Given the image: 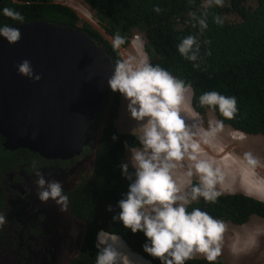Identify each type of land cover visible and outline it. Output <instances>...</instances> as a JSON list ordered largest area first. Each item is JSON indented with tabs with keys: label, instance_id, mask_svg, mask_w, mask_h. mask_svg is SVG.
I'll return each instance as SVG.
<instances>
[{
	"label": "clouds",
	"instance_id": "9594fccd",
	"mask_svg": "<svg viewBox=\"0 0 264 264\" xmlns=\"http://www.w3.org/2000/svg\"><path fill=\"white\" fill-rule=\"evenodd\" d=\"M73 1L80 4L77 8H80L83 14L80 15L76 8L67 4L80 17V21L71 26L84 28L86 23H90L102 37L97 39L89 33L95 44L111 41L102 47V50L110 55L114 71L107 81L109 89L103 117L98 113L97 130L92 132V137L95 136L94 142L102 147V141L106 145L110 144L111 139L113 142H119V135L125 134L133 136L136 141L134 144L124 141V153L118 167L122 178L128 182L127 191L121 194L115 205H107V212L113 214L111 221L113 224L122 225L133 235L142 233L145 237L143 253L147 257L157 259L159 264H187L195 258H204L209 264H215L218 257L229 264L221 254L222 234L226 231L224 222L237 225L232 227L231 232L225 234L224 238L229 237L232 242L233 237H236L237 242H245L246 237L260 232L258 229H250L248 223L253 215L258 214H253L248 221L237 224L231 220L218 219L199 207L193 208L192 205L201 199L205 204H216L222 193H243L262 202L264 200L241 190L240 183L234 180L227 186L226 180H231L228 178V170L205 158V154L201 153V148H204L201 144L212 143L222 152L229 149V146L245 147L249 152L243 154L242 162L239 158L235 160L241 162L242 168L264 185V173L259 168L262 166L261 160L253 154L260 152L264 147L261 137L255 135L264 133L248 134L224 122L225 119L231 120L237 116V97L215 90L205 91L198 96L190 82L173 75L158 64L154 65L148 51L150 39L147 32L149 42L143 47L138 40L141 38L140 32L144 30L138 27L130 28L126 37L118 31L113 36L105 24L100 22L97 10L92 5L83 0ZM213 6L223 7L224 0H204L206 9ZM153 11L160 14L162 9L154 6ZM0 15L20 25L25 22L24 15L14 8L4 7L0 9ZM208 15L207 11L199 17L192 15V27L198 25L200 35L209 28ZM190 18H185V22H189ZM213 22L222 26L225 21L221 16L215 15ZM0 38L10 44H16L22 39V33L13 25L0 24ZM204 43L211 42L205 40ZM133 46L143 52V55L135 57ZM177 51L186 61L192 63L194 69L201 68V42L196 35L184 37L177 45ZM206 54L210 56L211 50ZM17 70L20 75L34 82L42 79V76L35 72L30 60L26 59L17 65ZM118 96L119 113L115 120H110L109 112L116 106ZM122 98L126 102L127 114L136 124L135 128L126 132L119 129ZM217 111L224 119H220ZM111 123L113 127L105 140L109 130L107 126ZM217 135L221 141L220 145L212 141ZM89 145L91 144L85 146L84 152ZM99 147L97 161H100L101 157ZM220 153L218 155L222 162ZM98 165L99 162L96 168ZM31 167L32 174L37 177L33 186L37 190L39 201L54 202L62 213L72 209L64 183L55 178H46L37 161H33ZM178 169H184L181 177H177ZM218 184H222L221 187H217ZM237 184L239 191H231L230 188ZM257 217L264 219L262 215ZM5 223L6 216L0 213V230ZM79 223L85 225L81 220H78ZM73 235L78 236L79 232L76 231ZM128 247L131 248L120 234L101 228L95 237V264H146L148 259L139 256L140 254L132 248L136 253L126 251ZM250 247L251 252L254 248ZM254 253L257 256L255 249ZM198 254L203 257H196Z\"/></svg>",
	"mask_w": 264,
	"mask_h": 264
},
{
	"label": "trees",
	"instance_id": "16d2710c",
	"mask_svg": "<svg viewBox=\"0 0 264 264\" xmlns=\"http://www.w3.org/2000/svg\"><path fill=\"white\" fill-rule=\"evenodd\" d=\"M92 5L109 32L118 31L126 37L130 28L138 27L147 32L148 47L153 64L166 68L173 75L187 80L198 96L205 91H218L224 95L237 97L239 112L234 119L224 122L246 133H264V0H224L223 7H204V0H83ZM228 4V5H226ZM154 6L162 9L160 14ZM14 8L25 17V22L34 20L53 22L58 25H76L80 17L67 4L54 0H0V9ZM207 11L209 28L200 35L199 26L192 27V15L199 17ZM219 15L224 24L218 26L213 16ZM190 18L177 22L178 18ZM0 24L15 25L10 18L0 15ZM84 29L95 38L101 35L90 23ZM188 35H196L201 42V68L194 69L177 51V45ZM205 40L210 44L204 43ZM127 42V41H126ZM111 41L100 43L103 47ZM126 44V43H125ZM124 44V45H125ZM211 50V55L206 53ZM119 59V58H117ZM119 97L116 106L109 112V119L118 115ZM105 105L99 112L103 117ZM220 119H224L217 111ZM114 122V121H113ZM106 123V121H105ZM107 134L113 123L107 126ZM116 125L114 129H116ZM114 134V131H112ZM118 135V134H115ZM119 142L106 145L101 142L99 165L91 179L86 180L78 191L71 195L70 204L78 219L85 222L83 246L71 264H95V237L103 228L120 234L127 244L153 264L157 259L147 257L142 251L145 237L142 233L133 235L120 224H113L112 213L107 205H115L121 194L127 191L128 182L122 178L118 167L124 153V141L136 143L133 136L119 135ZM26 150V149H25ZM28 150V149H27ZM26 150V151H27ZM17 150L0 147V160L13 159ZM192 207H199L218 219L231 220L241 224L253 214L264 216V202L243 193H222L216 204H205L203 199ZM191 210V209H189ZM187 264H209L204 258H195ZM215 264H226L218 257Z\"/></svg>",
	"mask_w": 264,
	"mask_h": 264
},
{
	"label": "water",
	"instance_id": "95a60500",
	"mask_svg": "<svg viewBox=\"0 0 264 264\" xmlns=\"http://www.w3.org/2000/svg\"><path fill=\"white\" fill-rule=\"evenodd\" d=\"M13 26L22 33L18 43L0 38L4 149L26 148L48 159L82 154L95 140L92 132L97 130L98 113L109 89L107 81L114 71L110 55L97 48L83 27L39 20ZM26 59L42 76L39 82L18 73L17 65ZM70 214L69 209L62 220H68ZM62 226L72 227L69 222ZM76 231L84 235L85 225L79 223Z\"/></svg>",
	"mask_w": 264,
	"mask_h": 264
},
{
	"label": "flooded vegetation",
	"instance_id": "af4514ba",
	"mask_svg": "<svg viewBox=\"0 0 264 264\" xmlns=\"http://www.w3.org/2000/svg\"><path fill=\"white\" fill-rule=\"evenodd\" d=\"M3 142L0 136V147H4ZM87 147L82 154L68 159H48L18 148L15 158L0 160V213L6 216L0 230V264H71L79 255L84 235L72 238L80 219L69 208L71 214L63 221L64 213L54 202L39 201L33 186L37 177L31 166L37 161L46 178L62 181L71 200V195L93 177L97 166L98 144L93 142ZM68 222L72 227L62 226Z\"/></svg>",
	"mask_w": 264,
	"mask_h": 264
},
{
	"label": "rangeland",
	"instance_id": "374dc122",
	"mask_svg": "<svg viewBox=\"0 0 264 264\" xmlns=\"http://www.w3.org/2000/svg\"><path fill=\"white\" fill-rule=\"evenodd\" d=\"M56 1L61 2V3H66L73 8H76L78 10V12L80 13V15L83 14V12H81V9L77 8L80 4L73 1V0H56ZM249 2H250V0H245V3H249ZM183 20L184 19L180 18L177 20V22H181V24H182ZM140 35H141V38L138 40V43L141 44V46L143 47L145 45V43L149 42V39H148L145 31L140 32ZM132 48L135 51V53H134L135 57H137V56L139 57V56L143 55V52H139L136 46H133ZM210 113H212L214 115L213 111H211ZM135 127H136L135 121H133L130 118V116L127 114L126 102L122 98V108H121V114L119 117V129L122 132H126V131H131ZM255 136H260L261 141L264 144V135H255ZM212 141H214L215 143L220 142L219 136L217 135ZM201 147H204V148H201L202 149L201 153L205 154V158H208V159H211L212 161H214L216 166H219L221 168V165H222V167L224 169L229 170L228 172H230V171L232 172L231 174L229 173V176H228V178H230L231 180H228V179L226 180L227 186L230 185L232 180L236 181V183H240V180H239L240 177L236 178V175H234V173H236L238 171L242 175L246 171H245V168L244 169L240 168L237 165V161L235 160V158H239V160L242 162L243 154L245 152H249L248 150L245 149V147L229 146V149H225V151H223V152L221 151V149L218 146H216L212 143H210L208 145L201 144ZM216 152H218V153L222 152V153H220L222 162H220V157H219L218 153H216ZM223 153H224V156H222ZM225 153H226V155H225ZM253 154L255 156H257L258 158H260L262 166L259 168L264 173V147H263V150H261L260 152L253 153ZM183 172H184V169H178L177 170V177H181L183 175ZM223 174H224V172H223ZM243 183L247 187L251 185V183H249V179L243 180ZM222 184H218L217 187H221ZM258 185L261 186L260 188H264V185H262L261 183H259ZM230 190L231 191H235V190L239 191L238 190V184L234 188H232V189L230 188ZM224 191H226V190H224ZM257 216L258 215H253L248 223H249L250 229H252L253 231L258 229L260 232H255L253 235H249L245 239V240L252 239L251 246H253V248L255 249L257 256L254 253V249H252L251 252L249 251L251 249V247H249L247 250L238 251V249H236V246L233 245L237 242L236 237H233L232 242H231L229 237L224 238L225 234H228L231 232L232 227L237 226L235 224H232L231 222H224L226 231H225V234H222V240H221L222 252H221V254L226 258V261L229 264H264V219H260ZM239 231H242V229H239ZM257 236H258V238H257ZM231 245H232V250H231ZM125 250L130 251L131 253H136L129 247ZM139 256H141V255H139ZM196 257H203V256L198 254ZM148 262H150V261L146 260V264H148ZM150 264H152V263L150 262Z\"/></svg>",
	"mask_w": 264,
	"mask_h": 264
},
{
	"label": "crops",
	"instance_id": "0c3cea01",
	"mask_svg": "<svg viewBox=\"0 0 264 264\" xmlns=\"http://www.w3.org/2000/svg\"><path fill=\"white\" fill-rule=\"evenodd\" d=\"M217 145H220L221 144V141L220 142H218V143H216ZM222 155H224V153L222 154ZM237 165L240 167V168H242L243 167V164L242 163H240V162H238L237 161ZM229 171V170H228ZM230 174L232 173L231 171L229 172ZM237 173V174H236ZM236 173H234V175H236V178H238V177H240V188H241V190H243V191H245V192H247V193H251V192H253V190L251 189V187L249 188V187H247V186H245L244 185V183H243V180H246V179H249V182H252L253 183V179L252 178H254V175H252V174H250L249 172H244L242 175L237 171ZM246 175V176H245ZM234 177V176H233ZM235 178V177H234ZM255 179V178H254ZM256 185H257V183H255ZM231 187H232V185H231ZM249 189H250V191H249ZM254 193V192H253ZM252 194V193H251ZM255 197H257V196H255ZM257 198H260V199H263L264 200V197H262L261 198V196L260 197H257ZM251 244H252V239H249V240H246L245 242H237L236 243V249H238V251H241V250H244V249H247V248H249L250 246H251ZM252 248V247H251Z\"/></svg>",
	"mask_w": 264,
	"mask_h": 264
},
{
	"label": "bare ground",
	"instance_id": "6f19581e",
	"mask_svg": "<svg viewBox=\"0 0 264 264\" xmlns=\"http://www.w3.org/2000/svg\"><path fill=\"white\" fill-rule=\"evenodd\" d=\"M97 48L99 49H102V45L101 44H96ZM111 91V90H110ZM39 154V153H38ZM237 174V173H236ZM246 176V175H245ZM253 179V183L252 182H249L251 183L250 186H248L249 188L251 187V189L253 190V192H251L252 194H254V196H257V197H264V188H260L261 186L258 185L260 182H258L256 179L252 178ZM247 182V181H246ZM245 183V182H244ZM257 183V185L255 184ZM263 185V184H262ZM250 191V189H249ZM250 193V192H249Z\"/></svg>",
	"mask_w": 264,
	"mask_h": 264
}]
</instances>
